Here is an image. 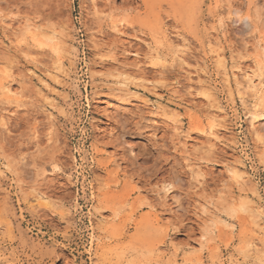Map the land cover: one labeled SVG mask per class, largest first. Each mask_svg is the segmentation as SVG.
<instances>
[{"label":"rangeland","instance_id":"obj_1","mask_svg":"<svg viewBox=\"0 0 264 264\" xmlns=\"http://www.w3.org/2000/svg\"><path fill=\"white\" fill-rule=\"evenodd\" d=\"M232 3L250 30L231 21ZM27 21L56 38L21 46ZM215 38L238 68L233 106ZM50 46L74 51L63 75ZM257 60L264 0H0V82L23 92L18 106L0 93V264H264V99L262 144L246 118L264 98ZM127 72L147 81L121 91L112 75ZM217 105L219 140L199 132ZM242 165L237 186L230 169Z\"/></svg>","mask_w":264,"mask_h":264},{"label":"bare ground","instance_id":"obj_2","mask_svg":"<svg viewBox=\"0 0 264 264\" xmlns=\"http://www.w3.org/2000/svg\"><path fill=\"white\" fill-rule=\"evenodd\" d=\"M257 2H259V1H257ZM218 4V3H217ZM254 4H256V3H254ZM258 4V3H257ZM256 4V5H257ZM259 4H260V2H259ZM258 4V5H259ZM236 5V4H235ZM257 5V6H258ZM229 9H230V12H231V15H234V17L232 18V20L231 21H233L234 20V22L235 23H238V22H240V23H242L241 25L242 26H244V28H245V30L246 31H248V30H250L251 28H252V26L254 25L253 24V18H252V16L251 15H246V16H241L240 15V11L234 6V4L232 3V4H230L229 6ZM258 8V7H257ZM56 14H57V16H59L58 18H61V19H68L69 18V15H70V12H69V9H64L63 7H61V6H58V9H57V11L55 12ZM24 29H23V33H22V36H23V39L20 41V44H21V46H23V47H25L26 45H28L29 43H28V41H32V43H33V46L34 47H37V48H39V49H44L45 48V46H47V43H45V41H44V39L42 40V39H40V36H42V37H45V38H47L48 39V41L49 40H54V38H56V32L54 33V34H49V33H45V31H41L40 30V28L38 27V26H36L34 23H32V22H30V21H27L26 22V24H25V26L23 27ZM115 29H116V26H115ZM217 30V29H216ZM165 31V30H164ZM213 31V30H212ZM115 32H117V33H120L121 34V31L119 30V29H116L115 30ZM215 32V31H214ZM216 33V35H217V33H218V31L217 32H215ZM58 37V36H57ZM178 38H180L182 41H183V43H184V45L183 46H179V44H178V48L174 51L175 52V54H177L176 55V57H178V56H182V54H183V49L184 48H186L187 49V47H185V43H186V39H184L183 38V36H178ZM157 40V39H156ZM165 40L167 41V42H169L170 43V45H169V47L170 48H174V46H173V43L170 41V38H169V36L166 34L165 35ZM173 40V39H172ZM61 41V40H60ZM165 41V42H166ZM178 41V40H177ZM179 43V42H178ZM208 48L210 49H208L209 51H211V53H214V55L216 56V58H217V62L219 63V68H221L222 70H223V74H224V76L226 77V82H227V86H226V88H229V93H230V101H231V104H232V106L234 105V103H236L235 102V100H234V97H233V93H232V89H233V86L234 85H232V82L230 81V79H231V76L232 75H230V71L231 70H234V67H235V65H236V63H235V65L234 66H232L231 65V67L229 68L227 65H226V62H225V60H227V59H225V52H224V50H222V48H221V46H219V45H221L220 44V42L219 41H217L216 40V38H215V40H212V39H209L208 40ZM67 46V45H66ZM66 46H64L65 48H63L62 46H50L51 47V49H52V51H53V53L55 54V57H56V65H58V71H60L59 73H60V75H63L64 74V71H63V69H64V67H65V63H66V61H64L65 60V58H67V56H69L70 58L71 57H73L74 56V51L73 50H70V48H68V47H66ZM159 45L157 44L156 45V48L157 49H159ZM177 47V46H176ZM218 48V49H217ZM28 51V50H27ZM31 52V51H30ZM95 52H98V51H95ZM32 53H33V51H32ZM130 56H134V57H139V54L138 53H136V52H127ZM186 53V52H185ZM30 54V53H29ZM29 54H26V56H30ZM97 54V53H96ZM178 54H180V55H178ZM185 55V54H184ZM176 57H175V59H176ZM101 58H102V56H101ZM183 58V56L182 57H178V61L179 62H181L182 64H187V63H185L184 62V60L185 59H182ZM182 59V60H181ZM181 60V61H180ZM177 61V60H176ZM177 61V62H178ZM95 62V61H94ZM176 62V63H177ZM98 65V64H97ZM95 67L96 65H95V63H93L92 64V67ZM256 66H257V69H259V70H261L262 68H264L263 66V63H262V61L261 60H257V62H256ZM240 68V67H239ZM235 69H236V67H235ZM238 69V68H237ZM236 69V70H237ZM12 71H14V70H12ZM31 72V74H32V76L33 77H38V75L35 73V72H33V71H30ZM126 72V71H125ZM232 72V71H231ZM14 72H12L11 73V70H10V73L9 74H12V76L15 74H13ZM188 73H190V72H188ZM192 74V73H191ZM143 75V74H142ZM193 75V74H192ZM11 76V77H12ZM234 76V75H233ZM112 77H114L115 79H117L118 81L115 83V85H118V86H120V90L121 91H132V88H137L138 87V85L136 84V82H138V81H140V82H146L147 80H145V79H143L142 77H139V75L137 76L135 73H119L118 75H112ZM254 77H255V75H253V74H251V73H246L245 74V79H246V82L247 83H249V84H251V85H254V82H253V80H254ZM193 78V77H192ZM192 78H188L189 80H191V82H192ZM235 78V77H234ZM38 79H40V78H38ZM56 79L57 80H59L60 79V76L58 75V76H56ZM238 79V78H237ZM43 81V80H42ZM45 82V81H44ZM236 85H238V84H236ZM256 85V84H255ZM140 87V86H139ZM210 86L208 85V84H203L202 85V87H200V88H202V89H204V90H208L209 92L211 91V90H209L208 88H209ZM192 88V87H191ZM211 88V87H210ZM236 88V87H235ZM256 88V87H255ZM22 89V88H21ZM247 90V89H246ZM234 91L236 92V94H237V99H239V101L242 103V105H246V106H248L247 105V102H248V98H245L244 97V93L243 92H241L242 90H240L239 89V87L237 88V89H234ZM133 92V91H132ZM206 92V91H205ZM252 92H254V94L256 95L257 93H258V89L256 88V89H254ZM0 93L2 94V96L8 101V103L11 105L12 103L13 104H17V106H18V103L20 104L21 102H20V100L22 99V91L21 90H17V89H14L13 87H12V85L9 83V82H0ZM22 94V95H21ZM235 94V95H236ZM246 95V94H245ZM264 95V94H263ZM1 96V97H2ZM209 96H211L210 94H209ZM208 96V97H209ZM2 97V98H3ZM20 97H21V99H20ZM264 97V96H263ZM47 99L48 100H50L51 98H48L47 97ZM263 99L264 98H259V101H257V102H254V104H251V106H249V110L247 111V116H246V118H247V121L249 122V124H250V129H251V134L257 139V141L258 142H260L261 144L263 143V139H262V135H261V131H260V129L259 128H257L256 126H255V123L258 121V119H260V116L261 115H258V111H259V109H260V107H261V103H263ZM6 101V102H7ZM171 102V101H170ZM8 104V105H9ZM15 104V105H16ZM161 106H163V105H161ZM165 106V105H164ZM166 107V106H165ZM214 107V106H213ZM20 108V107H19ZM165 109V108H164ZM214 111H213V113L212 114H210V122H209V124H208V127L207 128H202V129H200V134H202V135H205V136H207V137H209V138H211V139H217V140H219L218 138H219V131H220V126H221V124L219 123L220 121V115H226L227 113H228V111L226 110V108H223V107H221L220 105H217V106H215L214 107ZM231 110H232V112L234 113V112H236L237 110L236 109H234V107H231ZM165 112V111H164ZM163 112V113H164ZM169 113H171V115L173 116H176L177 117V112H176V110H174V109H172L171 108V110L168 112V114ZM4 118V117H3ZM175 118V117H174ZM261 118H263V117H261ZM3 121V120H2ZM174 122V121H173ZM175 123H176V121H175ZM220 124V125H219ZM3 126H5V127H7V124L6 123H4V125ZM222 129V128H221ZM225 129V128H224ZM5 130V129H4ZM176 130L177 131H179L180 130V126H179V129L178 128H176ZM261 130H262V128H261ZM222 138V137H221ZM214 146V145H213ZM263 158L262 159H264V156H262ZM241 165V164H240ZM8 166V165H7ZM6 165H5V167H7ZM232 166V165H231ZM243 166L244 165H242L241 167H238V166H235V167H232L231 169H230V174H231V176H232V178L235 180V182H236V184H237V186H246L247 184L246 183H248V180L246 179V173L242 170L243 169ZM9 167V166H8ZM198 168V167H197ZM7 170V169H6ZM200 171V170H199ZM0 172H2V171H0ZM3 174V173H2ZM44 174V173H43ZM198 174H200L199 172H197V173H195V175H198ZM199 177H200V175H199ZM36 189V188H35ZM243 191H244V194L248 197V198H251V196H253V195H255L256 194V192H254V194H249L248 192H246L244 189H242ZM37 191V190H36ZM169 190L167 189V190H165V192L167 193ZM36 194V193H35ZM33 195L31 198L34 200V202H37L38 204H41V202H43V200H45V198H44V196H42V195H40V194H36V195ZM44 195V194H43ZM245 198V201L243 202V203H240V210L239 211H249V210H251V207H250V199L248 200V198ZM31 199V200H32ZM32 200V201H33ZM46 201V200H45ZM201 208H203V213L204 212H208V210L209 209H207L206 207H201ZM209 208V207H208ZM227 209V208H226ZM228 210V209H227ZM232 211H237V210H235V209H231ZM212 211V210H211ZM210 212V211H209ZM208 212V213H209ZM210 215H211V213H210ZM213 215V214H212ZM218 217V216H217ZM210 218V217H209ZM212 221V220H211ZM216 222V221H215ZM219 221L217 220V223H218ZM212 230V229H211ZM263 231H264V229H262ZM262 263V262H261Z\"/></svg>","mask_w":264,"mask_h":264},{"label":"built area","instance_id":"obj_3","mask_svg":"<svg viewBox=\"0 0 264 264\" xmlns=\"http://www.w3.org/2000/svg\"><path fill=\"white\" fill-rule=\"evenodd\" d=\"M76 19H77V17H76ZM81 36H83V35H81ZM85 58H86L85 55H83V59H84L83 64H84L85 68H87V63H86V59Z\"/></svg>","mask_w":264,"mask_h":264}]
</instances>
